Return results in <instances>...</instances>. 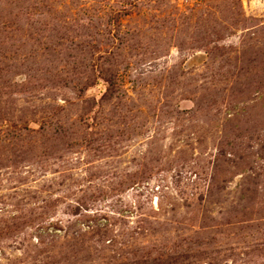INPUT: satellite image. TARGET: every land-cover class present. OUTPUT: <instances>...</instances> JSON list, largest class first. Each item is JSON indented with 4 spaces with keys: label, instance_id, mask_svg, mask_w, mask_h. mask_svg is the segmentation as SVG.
<instances>
[{
    "label": "rangeland",
    "instance_id": "1",
    "mask_svg": "<svg viewBox=\"0 0 264 264\" xmlns=\"http://www.w3.org/2000/svg\"><path fill=\"white\" fill-rule=\"evenodd\" d=\"M0 264H264V0H0Z\"/></svg>",
    "mask_w": 264,
    "mask_h": 264
}]
</instances>
